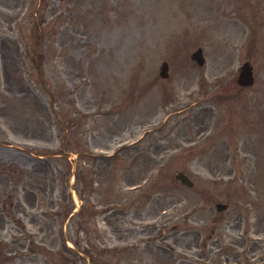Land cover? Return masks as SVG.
Segmentation results:
<instances>
[{"label":"rangeland","instance_id":"1","mask_svg":"<svg viewBox=\"0 0 264 264\" xmlns=\"http://www.w3.org/2000/svg\"><path fill=\"white\" fill-rule=\"evenodd\" d=\"M252 244L264 264V0H0V264Z\"/></svg>","mask_w":264,"mask_h":264},{"label":"water","instance_id":"2","mask_svg":"<svg viewBox=\"0 0 264 264\" xmlns=\"http://www.w3.org/2000/svg\"><path fill=\"white\" fill-rule=\"evenodd\" d=\"M194 58L197 59V61L202 64L203 63V58H202V55H201V49H198L196 50L193 55H192ZM167 70H168V66H167V63H163L162 66H161V70H160V74L163 76V77H166L167 76ZM253 79L251 77V71L249 70V67L247 66V64H245L243 66V71L241 72L240 74V77H239V82L241 84H250L252 83ZM177 178H179L181 180L182 183H186L187 185H191L192 182L185 176L183 175L182 173H179L177 175Z\"/></svg>","mask_w":264,"mask_h":264},{"label":"flooded vegetation","instance_id":"3","mask_svg":"<svg viewBox=\"0 0 264 264\" xmlns=\"http://www.w3.org/2000/svg\"><path fill=\"white\" fill-rule=\"evenodd\" d=\"M196 243V240H195ZM243 250V256L242 253H238L239 256H241V264H249L250 262H256L255 260H258L257 254H255L257 247L254 248V245L252 244V246H249L247 248H242ZM250 259V262L248 261ZM248 262V263H247Z\"/></svg>","mask_w":264,"mask_h":264}]
</instances>
